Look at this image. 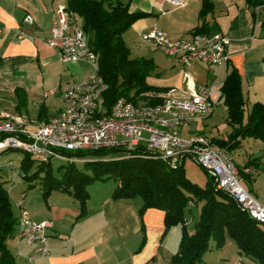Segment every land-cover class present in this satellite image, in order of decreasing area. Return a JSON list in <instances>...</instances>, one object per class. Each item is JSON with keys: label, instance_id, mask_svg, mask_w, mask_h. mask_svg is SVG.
Returning <instances> with one entry per match:
<instances>
[{"label": "crops", "instance_id": "crops-1", "mask_svg": "<svg viewBox=\"0 0 264 264\" xmlns=\"http://www.w3.org/2000/svg\"><path fill=\"white\" fill-rule=\"evenodd\" d=\"M120 1L128 4L130 11L149 14L136 20L123 33L127 46L131 36L140 38L142 31L153 26L159 27L172 39L190 37L194 27L201 22L199 14L204 4L211 3L212 10L204 17L206 27L201 34L223 33L228 37L227 63L209 66L193 60L185 69L177 58L169 57L145 43L147 46L142 48L138 57L152 58L155 62V76L159 80L152 84L183 88L181 76L183 70H187L198 84L221 88L228 67L233 66L241 76L242 93L247 105L264 103V4L250 7L246 0ZM59 5H65V0H0V111L24 113L36 120L48 119L64 107L58 89L79 83L91 75L90 67H94L90 63L81 60L65 63L59 51L46 43ZM27 14L33 18L30 26L23 23ZM21 32L24 37L17 39ZM18 90L23 92V105L19 103ZM49 96L59 98L61 105H50L51 100L47 103L45 98ZM221 101L222 97L215 106ZM184 131L186 137L204 134L188 127L181 130V135ZM250 139H242L241 145L247 141L251 148ZM236 164L242 172V182V176L250 171L254 181L253 167L259 165L256 156L244 157L241 163ZM2 167L4 164H0ZM190 167L198 173L194 165ZM197 173L198 183L204 185L208 180L207 174ZM2 180L15 216L18 214L16 203L22 200L32 221L50 222L45 231L47 255L37 251L38 242L27 246L15 236L7 239V247L17 264H169L178 249L180 226H172L165 232L164 212L156 208H149L139 215L140 197L112 199L115 182L99 181L100 185L87 186L89 199L86 213L79 217L78 201L67 192L53 190L44 198L36 181L32 186L29 183L25 186L15 177L12 181L11 174L2 175ZM245 187L264 205V198L259 197L260 191L255 194L252 186ZM191 202L197 203L195 200ZM185 219L188 229L190 221L188 223L186 215ZM194 229L188 232L193 233ZM230 240L227 236L225 245L230 246ZM222 248H214L212 241L210 252L202 257L200 264H230L231 254L226 251L227 247ZM234 253L239 258L246 256L238 247ZM233 264H238L236 259Z\"/></svg>", "mask_w": 264, "mask_h": 264}, {"label": "trees", "instance_id": "trees-1", "mask_svg": "<svg viewBox=\"0 0 264 264\" xmlns=\"http://www.w3.org/2000/svg\"><path fill=\"white\" fill-rule=\"evenodd\" d=\"M246 3L256 7L264 4V0H246ZM65 7L74 16L80 17L89 45L97 54L96 72L107 85L104 93L107 108L120 97L133 104H156L161 101V94L169 88L148 82L149 75L156 70L155 62L147 57L131 58L123 40V33L136 20L147 17L148 13L130 11L128 4L120 0H65ZM211 10V3L204 4L199 14L201 22L194 27L193 34L204 31V17ZM221 91L231 131L226 138H212L213 141L231 152L239 148L242 139L247 137L264 142V103H252L245 114L247 102L242 93L241 76L233 66L228 67ZM17 96L23 105V92L18 90ZM2 138L0 133V140ZM116 151L122 150L65 151L70 157L85 160L80 162V166L75 161H67L60 164L56 171L51 161H39L30 174L28 171L36 159L25 153L20 169L29 186L37 180L44 198L53 190L71 194L78 201L79 217L86 213L89 199L87 186L108 179L115 182L112 199L141 198L139 215L149 208L162 210L165 232L172 226L179 225L181 228L178 249L169 264H200L210 248V241L214 242V248L219 249L225 244L227 236L242 254L257 264H264V224L251 219L227 193L217 189L206 171L208 180L200 185L188 178L183 163L168 167L143 146L132 149L128 157H105ZM243 176L253 180L252 171ZM193 200L202 204L194 232L189 233L185 208ZM16 220L0 168V264H17L6 244L7 239L15 234Z\"/></svg>", "mask_w": 264, "mask_h": 264}, {"label": "built area", "instance_id": "built-area-1", "mask_svg": "<svg viewBox=\"0 0 264 264\" xmlns=\"http://www.w3.org/2000/svg\"><path fill=\"white\" fill-rule=\"evenodd\" d=\"M23 23L32 25L31 15H25ZM23 37L22 32L17 35V39ZM140 38L167 56L177 58L185 69L193 60L209 66L225 65L228 61L226 46L229 39L223 33L172 39L153 26L142 31ZM46 43L59 51L63 62L86 61L97 70V54L89 45V37L83 31L81 21L65 5L56 9V21ZM181 81L183 88L167 89L156 104H133L120 97L107 108L104 99L107 85L95 71L79 83L58 89L64 107L48 119L36 120L24 113L0 111L3 136L0 150L20 149L45 163L55 158L83 162L84 158L64 153L78 150L116 149L126 153L123 157H128L137 146L152 151L153 157L168 167L190 158L213 178L217 189L227 193L251 219L264 224V205L243 184L231 151L205 134L181 135L183 128L212 113L222 97L221 88L198 84L187 70H183ZM16 174L15 170L11 172L12 181ZM16 207L14 236L27 246L38 242L37 251L47 255L45 231L50 222L32 221L22 200Z\"/></svg>", "mask_w": 264, "mask_h": 264}, {"label": "rangeland", "instance_id": "rangeland-1", "mask_svg": "<svg viewBox=\"0 0 264 264\" xmlns=\"http://www.w3.org/2000/svg\"><path fill=\"white\" fill-rule=\"evenodd\" d=\"M75 18L78 21H80V17L75 16ZM127 44H128V48L130 47L129 52H130L131 58H135V57L140 56V54H142L140 52L143 50L142 48L147 46V44H145V42H143L141 40V38H138L135 36H131L129 41L127 42ZM90 71H91V75H92L93 73H95L96 70H95V68L90 67ZM156 79H158V78L155 76V72H153L149 75L148 82L150 84L156 83ZM45 99H46L47 103L50 102V100L52 101L50 103V105H53V104H56V105L60 104L61 105L59 98L49 96V97H46ZM250 106H251L250 104L246 106V113L245 114H247L248 111L250 110ZM213 112L214 113L211 116H209L208 118H203L202 120L193 121L188 127L190 129H198L200 131H203L205 135H209V136H212L214 138H218V139L226 138L227 135L231 131V126L226 121L227 111H226V107L222 101L219 102L214 107ZM188 127H186V129ZM182 136L186 137L185 131L182 133ZM253 143H255V146H253ZM249 144H250L251 148L248 146L247 141H245V143L243 142V144L239 148L233 150L231 153L233 155L234 160L237 163H241L243 158L247 157V156H249L251 158L253 156H256L259 159V165L253 167L254 177H255L254 181L249 180V178H247L245 176H242V177H243V183L245 185L252 186L254 188V193L255 194L259 193L260 194L259 197L264 198V151H263L264 150V142L261 141L260 139L255 140L254 138H252L249 140ZM252 150H255L254 153H252ZM67 152H70V151H67ZM24 155H25L24 151H22L20 149H16V148H8L5 150H0V164H4V167L1 168L2 175H4V176H5V174L10 175L11 172L13 170H15L17 173L15 175L16 181L22 182L25 186H27L29 181L25 180V178L23 177V175L21 173L22 171L20 169V162H21L22 158L24 157ZM125 155H126V153L123 151H116V152L109 153L105 157L107 159H115V158H121ZM32 158H34L36 160L34 162V165L29 169L28 174L34 172L35 166L39 163V160L36 157H32ZM66 162L67 161L57 159V158L52 159L51 164H52L53 170L56 171V168L60 164H64ZM76 163L78 166L81 165L80 162H76ZM190 165H194L197 168L198 173H200V174L201 173L204 174L206 172L192 159L187 158L184 160L183 168L186 172V175L188 176V178H190L191 180L198 183V180H200V179L197 175H195L197 172H195V170L193 168H191ZM12 168H14V169H12ZM35 181H37V180H35ZM35 181L33 180L32 182H35ZM101 181H108V183L114 182L112 179L101 180ZM92 185H100V182L95 181V182L91 183L90 185H88V188H90ZM257 191H260V192L257 193ZM135 197H138V196H135ZM132 198H134V197H132ZM200 209H201V202H197V203L191 202L185 208V215L187 217L188 223L190 221L187 230L194 229L195 222L199 218ZM230 241H231L230 246H229V244L228 245L224 244L225 246H223V248L227 247V248H225L226 251L229 254H231L230 257L232 259H230V264H233L235 259H236L238 264H257V262H255L254 260H252L246 256H242L239 258L234 253V249L236 250V247H237L235 242H233L232 240H230ZM210 243H212V240L210 241ZM214 251L215 250H213V252ZM209 252H210V250H207L204 253L203 257L205 256L206 253H209ZM236 257H238L239 259H237Z\"/></svg>", "mask_w": 264, "mask_h": 264}]
</instances>
